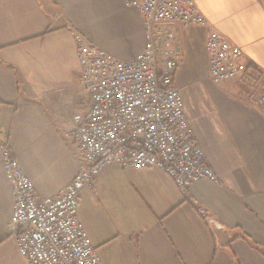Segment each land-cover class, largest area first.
I'll return each mask as SVG.
<instances>
[{"label": "crops", "instance_id": "1", "mask_svg": "<svg viewBox=\"0 0 264 264\" xmlns=\"http://www.w3.org/2000/svg\"><path fill=\"white\" fill-rule=\"evenodd\" d=\"M194 1L264 75V0ZM170 29L182 54L174 83L220 184L199 182L183 197L163 171L112 166L82 192L80 219L104 264H264V114L234 82L210 81L204 27ZM73 30L123 61L146 45L143 18L124 0H0V264H27L8 235L14 202L2 147L39 198L78 172L74 117L91 101Z\"/></svg>", "mask_w": 264, "mask_h": 264}, {"label": "built area", "instance_id": "2", "mask_svg": "<svg viewBox=\"0 0 264 264\" xmlns=\"http://www.w3.org/2000/svg\"><path fill=\"white\" fill-rule=\"evenodd\" d=\"M144 21L146 45L131 60H119L73 30L80 85L88 110L74 117L78 172L56 195L39 198L10 147L2 166L13 195L8 235L27 264H104L80 219L82 192L92 190L108 168L157 169L170 176L183 197L193 185L220 184L188 123L174 74L182 54L171 25L207 30L209 79L234 82L264 114V75L249 70L242 49L218 34L194 0H124ZM200 215L208 219V211Z\"/></svg>", "mask_w": 264, "mask_h": 264}, {"label": "trees", "instance_id": "3", "mask_svg": "<svg viewBox=\"0 0 264 264\" xmlns=\"http://www.w3.org/2000/svg\"><path fill=\"white\" fill-rule=\"evenodd\" d=\"M260 250H261V252L264 254V248H260V247H258Z\"/></svg>", "mask_w": 264, "mask_h": 264}]
</instances>
